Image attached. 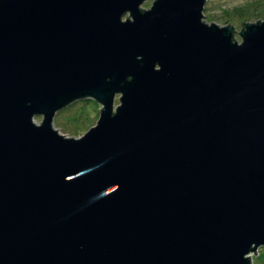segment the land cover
Here are the masks:
<instances>
[{"label":"water","instance_id":"1","mask_svg":"<svg viewBox=\"0 0 264 264\" xmlns=\"http://www.w3.org/2000/svg\"><path fill=\"white\" fill-rule=\"evenodd\" d=\"M145 1L0 0V264H252L264 247V18L239 41L206 0ZM84 98L94 126L53 127Z\"/></svg>","mask_w":264,"mask_h":264},{"label":"rangeland","instance_id":"2","mask_svg":"<svg viewBox=\"0 0 264 264\" xmlns=\"http://www.w3.org/2000/svg\"><path fill=\"white\" fill-rule=\"evenodd\" d=\"M153 1L146 0L142 8L149 9ZM203 15H206L203 20L207 23L231 24L235 38L240 41L243 19L244 22H256L264 18V0H206ZM118 103L119 95H116L114 106ZM100 108L101 105L92 98L78 99L56 112L53 127L66 136L79 137L97 123ZM41 119L42 116L35 117L37 123ZM256 252L251 253L252 264H264V247H259Z\"/></svg>","mask_w":264,"mask_h":264}]
</instances>
